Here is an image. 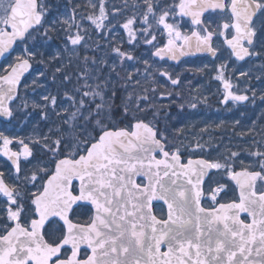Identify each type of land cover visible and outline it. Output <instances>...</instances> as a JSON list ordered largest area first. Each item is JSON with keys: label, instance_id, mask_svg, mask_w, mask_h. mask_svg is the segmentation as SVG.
I'll return each mask as SVG.
<instances>
[{"label": "snow or ice", "instance_id": "6c2138e0", "mask_svg": "<svg viewBox=\"0 0 264 264\" xmlns=\"http://www.w3.org/2000/svg\"><path fill=\"white\" fill-rule=\"evenodd\" d=\"M9 56L0 264H264V0H0Z\"/></svg>", "mask_w": 264, "mask_h": 264}, {"label": "rangeland", "instance_id": "374dc122", "mask_svg": "<svg viewBox=\"0 0 264 264\" xmlns=\"http://www.w3.org/2000/svg\"><path fill=\"white\" fill-rule=\"evenodd\" d=\"M130 2V0H129ZM115 3L119 6V5H123L125 3V0H115ZM193 62H197V60H194ZM189 65H183L180 66L179 68L176 69V71H182L185 67H187ZM248 67V66H245ZM188 79L192 81L193 86H195L196 84H205L207 83V77L201 78L199 76H193L192 74H188ZM255 82V81H254ZM185 93L187 94V88L184 89ZM215 91L214 86L210 89V91L206 94L209 95V102L208 105L205 107H211V105L217 103V98L212 95L211 93H213ZM203 107V106H202ZM190 109H185V113L190 112ZM200 111V115L199 116H187V115H179L177 116V112L178 109L176 107H173L171 109V118L169 120L170 124H174L177 128L181 127L182 125L185 124H189V125H196L197 126V130L200 127L204 126V122H207L209 124H212L213 127L216 123H219L221 120L225 121V125L222 129H220L217 133H216V138L217 140L220 139V135L221 133H224L225 137H227L228 135L231 134V121L233 119V114L231 112H227V111H219V110H214L212 112H203L199 109ZM238 114V113H237ZM163 118H161V126H163ZM205 140L208 139L207 136L204 137Z\"/></svg>", "mask_w": 264, "mask_h": 264}, {"label": "water", "instance_id": "95a60500", "mask_svg": "<svg viewBox=\"0 0 264 264\" xmlns=\"http://www.w3.org/2000/svg\"><path fill=\"white\" fill-rule=\"evenodd\" d=\"M9 57H10V56H9ZM9 57H8V58H9ZM8 58H7V59H8ZM193 58H196V57H183V58H181V59H182V60H190V59H193ZM3 62H4V61H3ZM169 63H172V64H174V65H176V66L179 65L177 62H169ZM160 204H162V202H160ZM162 206L165 208V211H166V206H164L163 204H162ZM244 218H245L246 220L250 219V218H247L246 216H245ZM162 249L167 250L166 247H163V246H162Z\"/></svg>", "mask_w": 264, "mask_h": 264}, {"label": "flooded vegetation", "instance_id": "af4514ba", "mask_svg": "<svg viewBox=\"0 0 264 264\" xmlns=\"http://www.w3.org/2000/svg\"><path fill=\"white\" fill-rule=\"evenodd\" d=\"M9 61H10V60H9ZM9 61L3 63V65H1V66H6L7 63H8ZM230 195H231V194H230ZM162 212H163L162 208H161L159 205H155V214H156L158 217L161 216V213H162Z\"/></svg>", "mask_w": 264, "mask_h": 264}, {"label": "trees", "instance_id": "16d2710c", "mask_svg": "<svg viewBox=\"0 0 264 264\" xmlns=\"http://www.w3.org/2000/svg\"><path fill=\"white\" fill-rule=\"evenodd\" d=\"M218 107V106H217ZM216 108V107H215Z\"/></svg>", "mask_w": 264, "mask_h": 264}]
</instances>
